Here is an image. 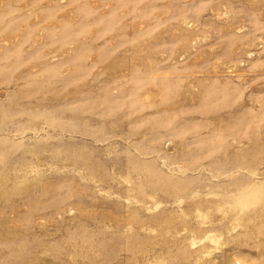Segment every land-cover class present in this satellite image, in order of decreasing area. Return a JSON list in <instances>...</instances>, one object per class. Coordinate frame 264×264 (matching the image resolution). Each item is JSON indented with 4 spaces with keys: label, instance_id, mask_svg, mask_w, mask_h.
<instances>
[{
    "label": "rangeland",
    "instance_id": "1",
    "mask_svg": "<svg viewBox=\"0 0 264 264\" xmlns=\"http://www.w3.org/2000/svg\"><path fill=\"white\" fill-rule=\"evenodd\" d=\"M0 264H264V0H0Z\"/></svg>",
    "mask_w": 264,
    "mask_h": 264
}]
</instances>
